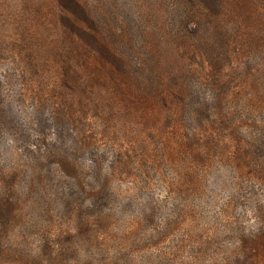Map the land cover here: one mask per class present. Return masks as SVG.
Here are the masks:
<instances>
[{
	"label": "trees",
	"instance_id": "trees-1",
	"mask_svg": "<svg viewBox=\"0 0 264 264\" xmlns=\"http://www.w3.org/2000/svg\"><path fill=\"white\" fill-rule=\"evenodd\" d=\"M0 58L50 76L21 93L38 122L10 106L0 80V123L22 129L21 162L10 172L0 155L1 232L29 197L68 217L50 246L64 260L65 234L111 231L106 201L123 196L118 180L167 167L173 177L160 182L173 194L210 214L223 193L217 215H237L225 264H264V0H0ZM143 207L132 226L150 217ZM250 213L257 223L248 228Z\"/></svg>",
	"mask_w": 264,
	"mask_h": 264
},
{
	"label": "rangeland",
	"instance_id": "rangeland-1",
	"mask_svg": "<svg viewBox=\"0 0 264 264\" xmlns=\"http://www.w3.org/2000/svg\"><path fill=\"white\" fill-rule=\"evenodd\" d=\"M11 61L12 58L5 61L0 58V80L4 77L8 80L6 89L14 95L9 104L15 110L28 109L33 121L38 122L41 117L34 115V111L24 103L25 97L21 93L29 88V79L39 88L49 82L50 76L34 71L27 75L17 63ZM39 79L43 82H38ZM3 99L0 98V105L3 104ZM45 115L47 117V110L43 109L40 116L44 119ZM21 130L15 123H0V155H4L1 156L6 160L4 167L10 172L15 169L14 163L21 162V155L17 150L22 144L16 140L20 137ZM29 133L35 141L38 131L31 128ZM48 139L56 140L55 130L48 132ZM85 157V163L89 166L90 154ZM58 160L59 158L52 157L45 161L46 168L52 174L55 173ZM1 169L3 168L0 166ZM161 169L150 172L148 176H131L118 180L115 187L123 196L118 201H106L107 209L111 208V214H114L111 216V231L89 234L73 228V235L65 234L63 245L69 252L64 260L53 254L50 246L54 243L52 236L58 231L57 228L62 224L64 228H68V217L60 218L59 213L54 215L55 206L52 204L53 209H49L53 218H58V224L52 225L53 218L49 212L33 207L30 198L23 196L20 214L11 220L8 232L0 231V264H225L227 256L223 253H227L237 240L234 229L238 225L235 223L238 217L233 214L217 215V205L221 207L223 193L214 202H209L210 214L206 210L200 211L196 206L197 200L192 195L183 191L173 194L171 188L163 186L161 179H170L173 174L167 167L162 171ZM23 178L20 179L22 185ZM148 181L151 186L147 185ZM86 182L90 183L88 176ZM21 184H18V189H22ZM156 194L161 197V203L155 207L153 199ZM46 201H53V196H47ZM142 207L147 209L150 217L141 220L137 226H132L131 220L138 218ZM184 207L189 209L187 215L182 214ZM229 219L234 225L228 222ZM243 222L248 228L257 223L251 213L242 219ZM104 236L108 237L107 240L103 239ZM208 237H212L210 243L202 245ZM20 251L23 252L21 260L18 258Z\"/></svg>",
	"mask_w": 264,
	"mask_h": 264
}]
</instances>
